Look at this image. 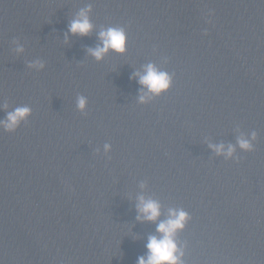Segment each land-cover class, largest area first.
<instances>
[{"label": "water", "instance_id": "water-1", "mask_svg": "<svg viewBox=\"0 0 264 264\" xmlns=\"http://www.w3.org/2000/svg\"><path fill=\"white\" fill-rule=\"evenodd\" d=\"M88 5L92 30L70 33ZM108 27L124 29L125 51L97 60L88 49ZM148 63L171 77L159 94L134 75ZM19 106L30 115L0 128V264H137L170 208L188 214L182 264H264L243 0H0V120ZM141 195L159 202L156 221L137 218Z\"/></svg>", "mask_w": 264, "mask_h": 264}, {"label": "clouds", "instance_id": "clouds-1", "mask_svg": "<svg viewBox=\"0 0 264 264\" xmlns=\"http://www.w3.org/2000/svg\"><path fill=\"white\" fill-rule=\"evenodd\" d=\"M90 10V5L80 9L76 18L69 23L68 31L70 33L87 35L92 30L93 25L88 18V12ZM97 35L100 43L95 48L88 49L89 53L95 59H102L109 49L117 53H123L125 51L126 34L123 28L108 27L102 29ZM20 50L22 49H18V51ZM39 66L42 67L43 65L41 64ZM143 69V73L136 72L134 75L138 77V83L142 88H146L149 93L159 94L170 86L171 77L167 72L157 69L152 63L144 65ZM139 99L143 101L144 95H141ZM85 105L86 98L82 96L78 97L77 107L83 110ZM3 107L6 108L7 105ZM30 113L31 109L27 106L16 107L11 112H7L5 118L0 120V128L8 132L15 131L20 122L24 121ZM252 138H255V133H252ZM237 143L241 149L248 150L252 147L249 139H246L243 135L237 138ZM107 147L108 145H105L106 149ZM209 147L217 154L223 153L226 156H231L234 151L232 145H228L226 151L223 144H209ZM137 199V218L156 221L161 215L159 202L153 199H145L142 195ZM187 218L188 214L183 209H168L167 218L161 220L156 226V232L159 235H151L148 237L146 257H138L137 264H182L180 257L183 253L177 247L175 236L177 231L184 227Z\"/></svg>", "mask_w": 264, "mask_h": 264}]
</instances>
